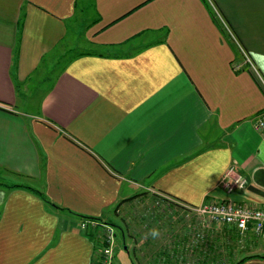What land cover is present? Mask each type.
Here are the masks:
<instances>
[{
	"label": "crops",
	"instance_id": "0c3cea01",
	"mask_svg": "<svg viewBox=\"0 0 264 264\" xmlns=\"http://www.w3.org/2000/svg\"><path fill=\"white\" fill-rule=\"evenodd\" d=\"M263 113L264 0H0V264H92L146 191L264 206Z\"/></svg>",
	"mask_w": 264,
	"mask_h": 264
},
{
	"label": "rangeland",
	"instance_id": "374dc122",
	"mask_svg": "<svg viewBox=\"0 0 264 264\" xmlns=\"http://www.w3.org/2000/svg\"><path fill=\"white\" fill-rule=\"evenodd\" d=\"M90 15L88 14L87 16L86 14L87 21ZM80 40L79 46L81 50L96 48L94 45L86 42L85 39H82V37ZM253 64L254 66L256 64L255 67L259 65L257 61L253 62ZM135 196L129 200H122L117 204L111 218L102 219L101 222H97V227H90L89 232H94L96 240L98 239L94 259L99 264H103V257L100 254L101 247L104 246L103 240L106 239L107 232L109 231L114 234V253L111 258V264H132V259L134 262H138L144 258L145 254L143 250L148 241L157 250L162 247L170 249L174 247L175 241L179 237H182L183 232L187 228L194 229L199 224L202 227L206 226L204 221L201 223L202 216L191 207H187L186 209L180 208L178 209V214H176L172 208L168 207L169 202L165 201L166 197L163 195L146 191ZM171 202L173 203L174 201L171 200ZM174 208L176 209V207ZM210 227H215L217 231L219 230V235L225 234L224 225H210ZM152 229H158L159 231V237H154L155 240H152V235H150ZM148 234L151 236L150 238ZM218 234H214V238ZM240 237L242 239L236 238L234 242L228 241L230 245H226L225 241L219 237L218 248L216 253L212 255L214 261H211L210 264H235L244 255L252 256L260 254L264 256V240L254 235L244 237L240 235ZM147 238L149 239L148 241ZM105 246H107V243H105ZM147 248H150V246ZM150 253L151 251L148 252V254ZM148 254L146 255L149 256ZM156 263L161 264V259L156 260Z\"/></svg>",
	"mask_w": 264,
	"mask_h": 264
},
{
	"label": "built area",
	"instance_id": "2783aa9c",
	"mask_svg": "<svg viewBox=\"0 0 264 264\" xmlns=\"http://www.w3.org/2000/svg\"><path fill=\"white\" fill-rule=\"evenodd\" d=\"M245 55L247 61L251 62L249 56ZM256 127L264 139V113L258 118ZM247 181V177L236 166H231L223 175L221 185L230 195L237 190L244 189ZM191 208L195 209L202 216V223L204 221L206 225L216 226L221 224L235 229L242 237L254 235L264 240V206H253L226 198ZM81 226L84 230L89 231L90 227H97V222L83 220ZM103 243L104 246L101 247L100 253L103 257V264H111V258L114 253L113 232H107ZM105 243H107V246H105Z\"/></svg>",
	"mask_w": 264,
	"mask_h": 264
},
{
	"label": "trees",
	"instance_id": "16d2710c",
	"mask_svg": "<svg viewBox=\"0 0 264 264\" xmlns=\"http://www.w3.org/2000/svg\"><path fill=\"white\" fill-rule=\"evenodd\" d=\"M129 199H126V200H129ZM165 201L169 202L168 207L172 208L173 211L176 214H178V211H179L178 209L179 207H182V205L178 203H174V202L172 203L171 200L167 198L165 199ZM174 207H176V209ZM182 208L186 209L187 207L183 206ZM83 220H91V221H96V222L102 221V219L94 218V217H85L83 218ZM192 227H195V226H192ZM224 227H225L224 235L222 234L219 235L218 234L219 230L217 231L215 227L209 228V225L202 227L201 224H199L194 229L187 228L185 230L186 232L185 231L183 232L182 237H179V239L175 241L174 247L170 249L167 247L166 248L162 247L161 249L157 250L156 248H154V246H152L150 243L147 242V245L144 246L145 248L143 250L145 254L144 255L145 259H140L137 264H157L156 260H160V259H161V264H210L211 261H214L212 259V255L216 253V250L218 248L217 244L219 242V237L221 238V240L225 241L226 245H230L228 244V241L234 242L236 238L242 239L238 231H236L233 228H228L227 226H224ZM94 234H95L94 232L93 233L89 232V235L92 237H95ZM214 234H218V236H216L217 238L216 237L214 238ZM150 237L151 236H149V238ZM158 237L159 236H157L156 238ZM151 238L155 240L153 236ZM148 240L149 239L147 238V241ZM148 245H150V248H147L149 247ZM143 251H142V254H143ZM150 251L151 253L148 254V252ZM146 254H148L149 256H147ZM253 257H264V256H261V255L245 256L243 257V259L237 261L235 264H241L244 260L248 258H253ZM92 264H99V263L95 259H93ZM133 264H135V262H133Z\"/></svg>",
	"mask_w": 264,
	"mask_h": 264
},
{
	"label": "clouds",
	"instance_id": "9594fccd",
	"mask_svg": "<svg viewBox=\"0 0 264 264\" xmlns=\"http://www.w3.org/2000/svg\"><path fill=\"white\" fill-rule=\"evenodd\" d=\"M151 235H152L153 237L158 236V235H159V231H158V229H152V231H151Z\"/></svg>",
	"mask_w": 264,
	"mask_h": 264
}]
</instances>
